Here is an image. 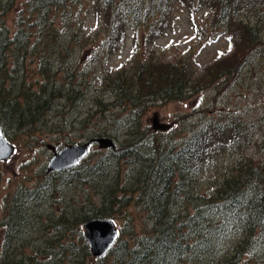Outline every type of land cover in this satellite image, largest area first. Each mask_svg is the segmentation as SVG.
Wrapping results in <instances>:
<instances>
[{
  "label": "trees",
  "instance_id": "trees-1",
  "mask_svg": "<svg viewBox=\"0 0 264 264\" xmlns=\"http://www.w3.org/2000/svg\"><path fill=\"white\" fill-rule=\"evenodd\" d=\"M18 1L0 0V123L4 133L12 129L26 138L38 137L59 97L80 101L92 88L112 100L95 101L100 109L91 118L109 115V110H101L105 105L121 109L113 120L103 118V124L111 123L114 129L95 137L117 135L123 121L128 139L125 146L104 152L94 163L78 166L75 180L93 188L94 196L101 197L99 206L44 215L46 185L6 198L0 233L5 256L0 264H84L88 257L94 259L90 264H264V163L245 157L243 162L230 159L222 169L231 168L223 172L210 195L201 199L194 194L201 174L216 169L226 156L246 155L255 127L220 114L193 122L198 124L191 127L181 147L160 142L159 132L141 129L151 108L186 101L204 86L195 81L194 64L188 57L175 63L145 61L138 52L140 42L152 43L168 33L174 25L170 17L177 10L196 12L208 6L218 15L216 25L241 41L236 44L244 47L243 62L248 57H264L263 32L239 15L254 11L255 22H260L264 0H92L97 22L94 41L103 32L99 46L90 44L85 35L86 9L92 18L88 0ZM14 13L12 30L9 19ZM130 31L136 49L131 68L107 73L109 63L125 50ZM197 36L202 38V30ZM87 48L95 53L94 64L101 65L95 79L92 64L77 69V56ZM31 73L37 79L32 80ZM95 81L100 82L99 88ZM78 167L55 173L52 179L76 172ZM124 167L134 173L132 177L123 173ZM186 200L194 208L181 205ZM132 205L142 208L143 220L129 214ZM116 217L123 223L119 238L106 256L95 259L82 225L95 218ZM29 234L39 235L32 240L31 255L23 250ZM41 239L42 245H34Z\"/></svg>",
  "mask_w": 264,
  "mask_h": 264
},
{
  "label": "rangeland",
  "instance_id": "rangeland-1",
  "mask_svg": "<svg viewBox=\"0 0 264 264\" xmlns=\"http://www.w3.org/2000/svg\"><path fill=\"white\" fill-rule=\"evenodd\" d=\"M91 1H87V8H92V18L87 17L86 9L85 35L90 44L99 46L103 32L99 33L96 37L97 40L94 41V35L92 34L96 32L97 22L94 18ZM214 12L215 14L213 15ZM261 12L263 15L259 18L260 22H255L256 17L254 15L256 12L254 11H244L239 13V15L247 21H253L254 26L258 25V28L263 32L262 37L264 38V9ZM217 17L216 11L208 6L196 12H192L189 9H179L170 17L171 20H174V25L163 38L148 44L140 42L138 47L139 55L145 61L154 60L157 62L175 63L181 58L188 57L194 64L195 81L204 86L203 91H200L199 94L195 93L194 96H191L186 101L157 104L151 108L144 119L141 129L150 128L153 131L155 113L160 115L161 123L172 125L170 131L157 134L160 142L169 141L171 145L181 147L184 140L189 138L190 134L188 132L191 127L198 124V121L197 123L193 122H196L201 117L209 119L220 114H228L255 127L253 144L247 150L245 156L235 155L229 158L226 156L223 158L222 164L217 166L216 169L213 168L200 175L194 194H198L201 199L213 192L223 172L225 174L227 169L231 168V165H229L226 169H222L229 161L234 159L243 162L245 157L256 163H264V57L253 56L252 59L248 57L243 62L244 47H237V44L240 45L241 41L231 32L224 33L216 25ZM14 19H16L15 13L9 19L12 30ZM237 21L238 19L235 22ZM199 29L202 30V38L197 36ZM133 36V31H130L125 50L116 55L112 62L109 63L106 68L107 73L118 72L123 67L131 68L133 56L136 53ZM230 45L231 50H229ZM237 52H239V55H237ZM262 53L264 54V50ZM93 55H95L93 50L87 48L82 50L76 61L78 70L90 67V64H92L93 67L90 70L92 71L93 79H95L99 76L96 73L101 70V65L94 64L97 61L93 59ZM235 55H237L238 59L232 60ZM78 57L80 61H78ZM31 68L32 70L35 69V65H32ZM233 68L235 71L228 74L229 70ZM102 71H104L103 67ZM221 72H225L226 75L220 76ZM31 75L32 80L37 79V74L31 73ZM215 76H217V81L212 85L211 80ZM90 80L92 79L90 78ZM55 81L58 84V73ZM94 86L99 88L100 82L95 81ZM62 100L59 97L56 101L53 111L46 118L44 125L41 126L38 137L30 139L18 132L14 133L12 129L6 130L8 134H5V137L16 147V152L8 162L0 163V233L3 228L1 223L6 214L5 200L17 191L33 190L36 187L42 188L46 185L48 197L45 203L43 202L42 213L44 215H48L52 211L59 213L64 209H77L81 206L91 209L94 206H99L101 202L100 196H94L91 186L75 180L79 177V167L76 172L59 174L53 179L51 175L46 174L47 165L53 155V152L48 149V145H53L58 150H61L66 145L84 144L96 138L95 134L101 131L113 130L111 123L103 124V118L113 120L115 114L121 113V109L105 105V107H101V110H109L106 112L110 113L109 115H102L101 119L91 118L92 114L100 109L95 101L105 100L106 103H109V100H112L109 96H103L92 88L82 96L80 101L78 97H76V102L72 98L69 99V102ZM112 114L113 117H111ZM118 125H121L122 129L117 131V135L111 134L110 136L115 139L119 149L125 146V140L128 137L123 132V129H125L123 121ZM104 152L106 151L100 150L98 146L94 145L91 147L89 155L80 164L87 162L92 164ZM123 169L124 174L130 173L125 167ZM51 194L54 197L51 198ZM191 203L186 200L181 205L194 208ZM128 212L136 216L138 221L143 220L144 212L142 208L132 205L128 208ZM114 221L120 230L123 226L122 221L117 219V217L114 218ZM36 238H39V235H28L26 247L23 249L27 255L34 253L32 240ZM1 243L0 241V262L5 256ZM36 244L42 245V239L35 242L34 245ZM40 248L44 250L43 247ZM23 256L18 255L19 258ZM93 260L92 257H88L84 264H90ZM51 264H58V262Z\"/></svg>",
  "mask_w": 264,
  "mask_h": 264
},
{
  "label": "water",
  "instance_id": "water-1",
  "mask_svg": "<svg viewBox=\"0 0 264 264\" xmlns=\"http://www.w3.org/2000/svg\"><path fill=\"white\" fill-rule=\"evenodd\" d=\"M171 127L172 125L160 122L158 113L154 114L153 129L155 131L167 132ZM94 144L98 145L99 149H116V143L110 137L96 138L82 145H67L59 152L55 146L48 145L53 156L48 164L47 174L76 166L88 154L89 148ZM15 152V146L6 140L0 124V161L8 162ZM83 228L84 236L94 258L104 257L118 239L119 231L111 219H91L84 223Z\"/></svg>",
  "mask_w": 264,
  "mask_h": 264
},
{
  "label": "snow or ice",
  "instance_id": "snow-or-ice-1",
  "mask_svg": "<svg viewBox=\"0 0 264 264\" xmlns=\"http://www.w3.org/2000/svg\"><path fill=\"white\" fill-rule=\"evenodd\" d=\"M229 50H231V45L229 46Z\"/></svg>",
  "mask_w": 264,
  "mask_h": 264
}]
</instances>
